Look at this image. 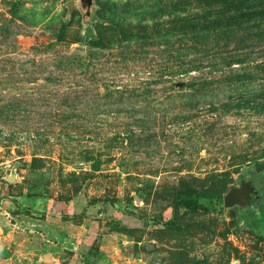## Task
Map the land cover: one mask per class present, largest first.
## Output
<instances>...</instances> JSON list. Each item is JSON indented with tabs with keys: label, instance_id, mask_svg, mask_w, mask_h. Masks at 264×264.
<instances>
[{
	"label": "rangeland",
	"instance_id": "obj_1",
	"mask_svg": "<svg viewBox=\"0 0 264 264\" xmlns=\"http://www.w3.org/2000/svg\"><path fill=\"white\" fill-rule=\"evenodd\" d=\"M94 2L0 0V264H264V0Z\"/></svg>",
	"mask_w": 264,
	"mask_h": 264
},
{
	"label": "water",
	"instance_id": "obj_2",
	"mask_svg": "<svg viewBox=\"0 0 264 264\" xmlns=\"http://www.w3.org/2000/svg\"><path fill=\"white\" fill-rule=\"evenodd\" d=\"M75 5L74 1L68 3L67 8L70 15ZM95 8L94 0H78V10L82 17V23L85 27V37L87 39L91 38L93 35L92 23L96 19ZM5 181L8 183L15 182V176L10 175L5 178ZM260 197L261 194L253 178L246 176L238 187H233L227 192L223 198V205L225 209L237 207L239 214H242L243 209L254 211V201ZM43 259L45 262H49V257L47 255H45Z\"/></svg>",
	"mask_w": 264,
	"mask_h": 264
},
{
	"label": "flooded vegetation",
	"instance_id": "obj_3",
	"mask_svg": "<svg viewBox=\"0 0 264 264\" xmlns=\"http://www.w3.org/2000/svg\"><path fill=\"white\" fill-rule=\"evenodd\" d=\"M263 199V195L259 199H255L254 201V211L252 210H242L241 218H244L245 215H248L251 223H255L257 225L264 223V207L262 204L258 203L259 200ZM258 217V219H256ZM244 223V222H243Z\"/></svg>",
	"mask_w": 264,
	"mask_h": 264
},
{
	"label": "trees",
	"instance_id": "obj_4",
	"mask_svg": "<svg viewBox=\"0 0 264 264\" xmlns=\"http://www.w3.org/2000/svg\"><path fill=\"white\" fill-rule=\"evenodd\" d=\"M190 202H191V199H190V198H188V199L185 200V205H186V207H189V208L192 207V206L190 205Z\"/></svg>",
	"mask_w": 264,
	"mask_h": 264
}]
</instances>
